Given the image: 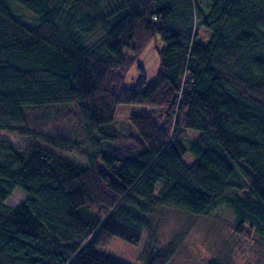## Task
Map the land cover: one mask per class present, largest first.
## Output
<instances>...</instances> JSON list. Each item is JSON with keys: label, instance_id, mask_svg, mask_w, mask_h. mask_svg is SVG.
Instances as JSON below:
<instances>
[{"label": "trees", "instance_id": "trees-1", "mask_svg": "<svg viewBox=\"0 0 264 264\" xmlns=\"http://www.w3.org/2000/svg\"><path fill=\"white\" fill-rule=\"evenodd\" d=\"M157 33L155 78L125 86ZM1 132L24 143L0 134V264H123L96 249L112 236L166 264L162 206L224 205L264 244V0H0Z\"/></svg>", "mask_w": 264, "mask_h": 264}, {"label": "rangeland", "instance_id": "rangeland-1", "mask_svg": "<svg viewBox=\"0 0 264 264\" xmlns=\"http://www.w3.org/2000/svg\"><path fill=\"white\" fill-rule=\"evenodd\" d=\"M26 16L30 15L27 13ZM200 31L205 30L200 29ZM202 33L206 36V32ZM202 42H206L205 38ZM164 45L165 40L158 33L149 40L135 62L126 71L125 86H134L142 70L147 83L155 78L160 64L158 50ZM110 125H113L117 131L135 132L129 120L114 121ZM194 131L187 130L186 135L182 136L186 145L198 133L197 130ZM0 134L10 143L19 145L24 143L20 137L7 132ZM61 154L73 162L84 164L80 151ZM183 159L189 163L192 157L186 153ZM23 199V192L15 188L5 202L15 206ZM155 221L157 223V247L163 246L175 235L181 236L176 252L166 264H209V261L216 257L225 264H256L258 260L259 262L264 261V244H258V239L253 237L246 238L237 235L233 230L232 211L224 205L220 204L215 207L206 216H195L172 206H162L155 215ZM144 247L145 236H142L137 244L118 236H112L104 244L96 246V249L123 264H147L148 256Z\"/></svg>", "mask_w": 264, "mask_h": 264}]
</instances>
